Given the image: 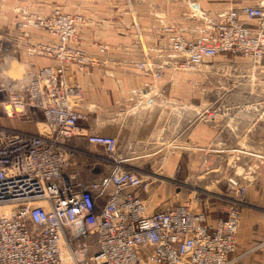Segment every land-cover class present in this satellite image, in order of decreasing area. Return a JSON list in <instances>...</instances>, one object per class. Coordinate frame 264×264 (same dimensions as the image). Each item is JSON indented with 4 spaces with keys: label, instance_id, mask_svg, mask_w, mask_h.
<instances>
[{
    "label": "crops",
    "instance_id": "obj_1",
    "mask_svg": "<svg viewBox=\"0 0 264 264\" xmlns=\"http://www.w3.org/2000/svg\"><path fill=\"white\" fill-rule=\"evenodd\" d=\"M261 1L0 0V75L15 81L14 72L27 83L44 67L56 66L35 51L49 43L48 36L18 29L23 17H45L55 9L84 17L83 35L90 45L107 48V64L89 73L69 67L63 77L83 90L75 105L87 116L82 127L113 138L115 148L111 157L93 160L84 138L69 140L77 179L105 183L102 205L110 175L134 171L152 181L142 196L149 214L188 205L205 213L209 224L225 217L224 207L234 198L226 184L238 181L247 192L239 207L237 264H264V59L231 58L212 66L216 58L210 59L202 69L206 78L163 68L157 80L147 67L138 68L173 62L166 28L194 39L206 21ZM85 50L98 56L94 47ZM206 110L216 113L215 121L198 118Z\"/></svg>",
    "mask_w": 264,
    "mask_h": 264
},
{
    "label": "built area",
    "instance_id": "obj_2",
    "mask_svg": "<svg viewBox=\"0 0 264 264\" xmlns=\"http://www.w3.org/2000/svg\"><path fill=\"white\" fill-rule=\"evenodd\" d=\"M206 23L194 39L166 28L173 62L138 68L161 80L164 69L201 71L217 57L264 59V0ZM86 24L77 13L55 9L17 25L49 37L35 51L56 66L44 67L23 88L0 79V114L22 128L0 127V264H237L239 207L247 192L240 182H227L234 198L224 207L225 217L209 224L205 213H193L188 205L149 214L142 196L152 181L134 171L110 175L102 205L105 183L77 179L69 140L84 138L85 154L93 160L111 157L115 148L113 138L82 127L87 116L75 105L83 90L63 77L69 67L89 73L107 64V48L87 43ZM90 46L98 56L85 50ZM198 118L213 122L216 113L206 110ZM86 234L96 235L91 255L78 245Z\"/></svg>",
    "mask_w": 264,
    "mask_h": 264
},
{
    "label": "rangeland",
    "instance_id": "obj_3",
    "mask_svg": "<svg viewBox=\"0 0 264 264\" xmlns=\"http://www.w3.org/2000/svg\"><path fill=\"white\" fill-rule=\"evenodd\" d=\"M244 59H246V58H244ZM227 60H232V59H231V57H217L215 60H212L209 65L212 66V64H215V63H218V62L227 61ZM209 65L205 64L206 69H207V67ZM206 69H205V71H206ZM216 73H219V71H216ZM13 74H14V76L12 77L13 80L17 79V80H15V82L19 83L20 87H22V88L25 87V85H26L25 82L26 81H22L21 79H19L21 77V75L17 74V73H14V72H13ZM182 75L185 76V77H193V76H199L200 78L208 77L207 74L202 73V69H201V71H196V72H183ZM3 78H4L3 75H0V79L3 80ZM0 127L22 129L17 123L14 124V122L8 121L4 117H2L1 114H0ZM24 129L25 130H30L29 132H34V130L29 129V128H24ZM233 197H234V195H233ZM193 202H195V199L193 200ZM78 245L80 247V251H82V252H84L86 254H87V252H88L89 255L95 253L97 251L96 235L95 234H86V237L84 236V238H80L78 240Z\"/></svg>",
    "mask_w": 264,
    "mask_h": 264
}]
</instances>
